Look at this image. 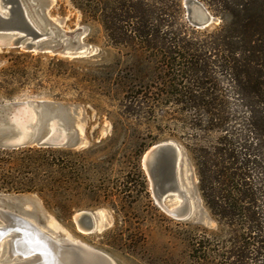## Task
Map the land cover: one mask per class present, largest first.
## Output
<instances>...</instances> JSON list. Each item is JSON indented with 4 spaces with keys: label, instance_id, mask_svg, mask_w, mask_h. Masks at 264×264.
<instances>
[{
    "label": "trees",
    "instance_id": "obj_1",
    "mask_svg": "<svg viewBox=\"0 0 264 264\" xmlns=\"http://www.w3.org/2000/svg\"><path fill=\"white\" fill-rule=\"evenodd\" d=\"M72 1L86 14L89 42L99 48L95 59L101 60L102 96L121 93L122 103L147 104L152 100L151 84L160 81L168 89L159 90V96L182 105L195 119V130L221 133L214 145L194 150L201 189L213 215L233 237L232 264H264V0H199L223 20L205 39L196 37L203 34L186 19L184 0ZM46 57L20 49L10 52L0 74L8 75L11 82L0 79V90L15 98L26 78L38 79L45 73L30 71V62ZM52 62L57 64L53 76L76 80L78 91H84V70H65V61L57 56ZM218 71L231 78L234 94L246 108L240 127L233 125L238 113L226 93L214 87L213 75ZM10 85L19 86L10 90ZM22 150L36 156L21 166L26 182L19 186L9 182L0 164V191L55 197L63 189L56 174L66 184L72 169L58 157L72 153L54 148ZM59 207L61 215L70 216L69 205Z\"/></svg>",
    "mask_w": 264,
    "mask_h": 264
},
{
    "label": "rangeland",
    "instance_id": "obj_2",
    "mask_svg": "<svg viewBox=\"0 0 264 264\" xmlns=\"http://www.w3.org/2000/svg\"><path fill=\"white\" fill-rule=\"evenodd\" d=\"M22 1L33 12L43 9L42 4L36 0ZM51 1L45 19L38 21L40 27L46 29L53 23L64 32L81 28L85 31L83 42L96 52L80 59L53 53H34L47 57L41 62L31 61L30 71L42 69L45 73L38 79L32 75L26 78L13 99L8 98V91L0 90V106L45 102L75 107L76 127L86 144L76 149L67 146L51 147L72 153L59 155L60 157L57 154L59 161L65 160L72 169L66 184L64 178L59 173L56 174L63 189L55 197L0 191V198H35L39 204L38 223L44 230L54 236L82 242L108 255L114 264H232L234 261L230 260V252L235 247L233 237L206 203L194 151L214 145L221 133L195 130V119H192L182 105L168 96H159V90L168 89L160 81L154 80L151 84L149 98L152 100L147 104L137 103L136 106H131L122 103L121 93L111 98L102 96L101 71L98 69L101 67V60L95 59L99 48L89 42L90 26L86 24V14L72 0ZM185 1L183 6L186 19L195 27L188 18ZM206 9L213 17V22L206 28L195 27L203 35L208 31L205 36H196L199 39L209 37L211 32L223 24L220 17L211 13L207 7ZM98 38L102 40L103 34ZM14 50L17 49H0V70L7 67L5 57L9 58L10 52ZM55 56L65 61L64 69L69 72L84 70L86 84L83 85L82 93L78 91L80 87L76 80H59L52 75L57 68L56 62H52ZM74 60L84 61L70 64ZM0 75L3 81L11 82L8 75ZM213 77L214 87L224 90L231 107L238 113V121L233 125L237 123L240 127L247 111L241 97L234 94L236 85L227 74L220 71ZM13 86L16 88L19 85H10L8 88L11 90ZM143 90L139 87V93ZM164 142H174L182 148L178 171L181 188L190 199L191 215L187 219L172 217L158 204L143 168L142 161L147 151ZM25 148L39 147L0 148V160L3 162L0 164H4L3 168L10 178L8 181L15 186L26 182V175L21 172L23 163L30 161L29 158L31 161L36 158L35 155L22 152ZM182 202L173 196L167 198L164 205L175 209ZM60 204L70 206V216L64 217L59 213ZM24 210L34 212L36 209L33 204H26ZM81 211L97 213L99 225L96 230L89 232L77 226L75 217Z\"/></svg>",
    "mask_w": 264,
    "mask_h": 264
},
{
    "label": "water",
    "instance_id": "obj_3",
    "mask_svg": "<svg viewBox=\"0 0 264 264\" xmlns=\"http://www.w3.org/2000/svg\"><path fill=\"white\" fill-rule=\"evenodd\" d=\"M36 1L43 9L33 12L22 0H0V49L53 53L73 59L96 52L83 42L85 31L81 28L64 32L51 23V27L42 29L38 21L45 19L52 1ZM185 4L188 18L196 28L211 25L213 17L199 0H186ZM76 114L77 108L61 103L28 102L0 106V148H82L86 141L76 127ZM181 158V146L164 142L150 148L142 164L158 204L172 217L187 219L191 215V205L179 180ZM173 196L183 201L174 210L164 205V201ZM26 204H33L36 210L26 212ZM0 206V264H114L102 252L61 236H57L58 242L54 235L44 231L38 223L39 204L35 198H0ZM75 222L78 227L94 231L97 229V213L81 211Z\"/></svg>",
    "mask_w": 264,
    "mask_h": 264
},
{
    "label": "bare ground",
    "instance_id": "obj_4",
    "mask_svg": "<svg viewBox=\"0 0 264 264\" xmlns=\"http://www.w3.org/2000/svg\"><path fill=\"white\" fill-rule=\"evenodd\" d=\"M183 203V202H182ZM2 207L0 206V209H1ZM176 209V208H175ZM174 210V209H173ZM33 221V220H32ZM33 223L35 224V222L33 221ZM98 225H99V223H98V218H97V228H98ZM105 225V224H104ZM44 231H46V230H44ZM90 232V231H89ZM56 237V240H58V242H60V240L57 238V236H55ZM75 243H81L84 247H86V248H91V247H89V246H87V245H85V244H83L82 242H79V241H74ZM5 244H7V242H5ZM91 249H93V248H91ZM95 250V249H94ZM97 251V250H96Z\"/></svg>",
    "mask_w": 264,
    "mask_h": 264
}]
</instances>
